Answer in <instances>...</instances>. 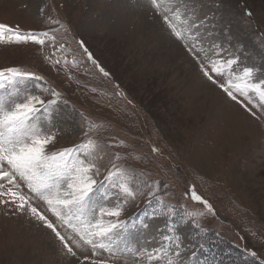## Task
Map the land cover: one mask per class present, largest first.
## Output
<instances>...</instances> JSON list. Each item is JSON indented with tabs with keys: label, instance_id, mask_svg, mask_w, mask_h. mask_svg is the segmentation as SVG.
<instances>
[{
	"label": "rangeland",
	"instance_id": "rangeland-1",
	"mask_svg": "<svg viewBox=\"0 0 264 264\" xmlns=\"http://www.w3.org/2000/svg\"><path fill=\"white\" fill-rule=\"evenodd\" d=\"M189 8L196 22H203L205 47L222 44L225 55L239 56L240 68H254V81L264 80V0H189ZM115 9L117 17H108ZM245 9L252 15H245ZM120 17H126L125 30L116 27L120 38L112 40L111 28ZM0 23L55 36L54 42L44 38L43 45L0 43V69L18 67L43 77L29 82V90L40 94L47 88L43 98L56 100L50 129L56 139L48 151L91 138L100 157L97 181L116 191L105 181L113 164L139 181V193L121 218H144L150 227L127 234L132 249L157 246L165 218L148 220L144 213L160 197L172 206L176 219L197 213L178 228L186 249L183 264L264 261V109L254 106L255 97L249 103L238 95L254 117L203 75L185 42L147 0H0ZM81 41L107 76L88 59ZM53 90L59 98L52 96ZM20 183L22 193L32 196V205L61 235L76 238ZM193 186L211 211L185 195ZM74 251L76 257L29 212L0 204V264H88L83 257H91L90 250ZM95 258L108 264H145L134 252H101Z\"/></svg>",
	"mask_w": 264,
	"mask_h": 264
},
{
	"label": "snow or ice",
	"instance_id": "snow-or-ice-1",
	"mask_svg": "<svg viewBox=\"0 0 264 264\" xmlns=\"http://www.w3.org/2000/svg\"><path fill=\"white\" fill-rule=\"evenodd\" d=\"M147 2L171 33L185 42L187 51L210 82L216 84L231 100L245 107L252 116L255 117L256 113L243 100H239L238 95L249 103H253L255 97L254 106L264 109V80L254 81V68H240L239 56L231 53L225 55L227 50L222 44L212 42L207 47L203 45L200 32L203 22H196L194 10L189 8V0ZM244 14L252 15L247 9ZM50 22L59 24L58 20ZM44 38L55 41V36L50 35L49 31L25 32L19 26L13 28L0 23V43L31 41L43 45ZM80 44L88 59L107 76L108 73L84 47L83 41ZM213 74L223 79L224 83L214 79ZM41 80L43 77L18 67L0 69V204H12L15 210L27 211L43 221L71 256H77L74 248L82 252L90 250L92 256L83 257L88 264H108L106 260L95 258L101 252L110 255L134 252L143 258L145 264H183L181 255L186 249L178 228L187 222L186 217L194 218L197 213H185V217L176 219L172 206L162 198L154 197V192H149V197L155 198L156 206L152 207L151 212H145L144 217L148 220L164 217L163 230L158 229L156 247L132 249L127 234L134 229L146 230L150 227L144 218L138 222L131 217L121 218L129 201L139 193V181L115 164L105 176V181L110 182L115 192L105 187L103 181H97L94 176L99 175L96 160L100 157L96 155L98 145L91 138L78 145L48 151L49 145L56 139L55 133L50 131L56 100L44 99L42 93L50 90L41 88L39 84L34 86L41 88L40 94L29 90V82ZM51 94L57 98L60 95L54 90ZM20 182L33 196L44 201L48 211L76 238L61 235L56 225L32 205V196L22 193ZM185 195H190L193 201L212 210L208 201L197 194L194 186ZM148 204L151 206V199ZM195 254L193 251L192 255ZM250 255L256 257L255 252H250ZM259 264H264V261H259Z\"/></svg>",
	"mask_w": 264,
	"mask_h": 264
},
{
	"label": "bare ground",
	"instance_id": "bare-ground-1",
	"mask_svg": "<svg viewBox=\"0 0 264 264\" xmlns=\"http://www.w3.org/2000/svg\"><path fill=\"white\" fill-rule=\"evenodd\" d=\"M113 14V16H110V15H112ZM117 15H118V12H117V9H115V10H113L111 13H109L108 14V17H114L115 16V18L117 17ZM126 21V17H120V18H118V19H115V23H113V24H115L114 26H113V28H111L112 30H113V32L112 33H110L109 35H110V38L113 40V39H115V38H117V39H119L120 38V34H116V32H114V29L117 27V31H119V32H122V31H124L125 30V28L124 27H122V25H123V23ZM112 24V25H113ZM123 29V30H122ZM109 37H108V39H110ZM111 39L109 40V41H111ZM154 225H156L155 223H152L151 224V226H152V228H153V231H155L156 230V232H157V225L156 226H154ZM159 228V227H158ZM157 234V233H156Z\"/></svg>",
	"mask_w": 264,
	"mask_h": 264
}]
</instances>
